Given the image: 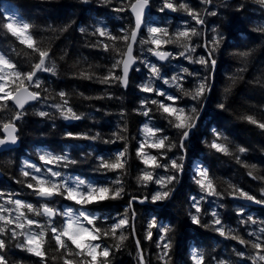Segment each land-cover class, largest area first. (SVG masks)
I'll return each mask as SVG.
<instances>
[{"label":"snow or ice","instance_id":"snow-or-ice-1","mask_svg":"<svg viewBox=\"0 0 264 264\" xmlns=\"http://www.w3.org/2000/svg\"><path fill=\"white\" fill-rule=\"evenodd\" d=\"M87 3L88 0H83ZM111 4L112 0H103ZM214 0H200V4L207 6ZM251 3L264 9V0H251ZM153 6V0H120V6L113 8L117 13H131L132 24L128 28H121L118 35L108 31L106 27H96L90 33L93 36L106 38L96 40L88 47L101 49L110 54L111 64L103 72H98L100 66L89 65L87 69H78L71 73L72 78L92 81L108 87L128 88L130 86V72L140 71L135 65L139 62L148 72V79L136 85L141 93L146 94L140 99L139 106L133 111L146 117L149 122L143 123L138 130L140 138L137 139L138 147L135 149V158L144 165L138 169L134 177L135 183L141 188H149L155 184V190L149 189L148 195L143 197L129 195L125 187L130 170V152L128 147L127 126L119 127L118 131L111 133V139L104 143L124 142L123 150L113 153L110 157H100L93 171L101 175L113 173L114 178L104 184H94L83 178H65L57 170L60 167H69L79 161L71 158L67 153L60 154L52 151H42L38 154L41 166L35 163L24 162L18 180L24 188L30 190L32 196L41 203L34 204L24 199L15 198V194L0 192V264H24L22 259L11 260L10 250L16 249L37 258L36 264H112L113 256L125 247V242L130 238L135 242L137 264H150L147 259L142 241L137 239L138 232L135 226V204H152L169 201L176 191L174 185L178 176L185 170V156L188 141L193 136V130L199 127L198 117L203 107V101L211 90L212 85L208 77H202L197 70L180 66L178 72L167 76L164 65L152 63L146 58L136 54L135 46H141V51H146L159 62L169 60H186L189 65H200L205 69L215 68L217 60L215 55L221 49L223 37L216 28L211 31V39H203V26L205 17L216 16V11L206 7L197 9L185 0H161L159 12H183L194 25L185 20L182 27L170 31L167 27L147 26V35H144L145 17ZM244 7L243 4L239 6ZM239 10V8L237 9ZM199 26V27H197ZM33 25L16 17L7 21H0V34L11 36L14 42L23 46L19 50L13 48L11 53L0 51V147L15 145L19 141L20 122L28 115V108L38 103L54 102L49 105L53 112L36 110L33 114L43 118H59L64 121H79L82 114L74 110L70 102V93L65 90L53 91L45 87L41 74L57 76V64L51 44L45 46L44 42L36 39L32 29ZM68 26L59 29L66 32ZM264 34V27L255 29ZM56 31V30H54ZM79 31L88 34L85 27ZM175 46L173 51L165 50V46ZM198 49H203L205 54L196 55ZM241 58L250 56V52L236 53ZM23 56L27 68L21 61L14 59ZM67 52L59 57L64 60ZM118 57V58H117ZM77 67L75 64L72 66ZM246 69H238L243 72ZM191 78V81H189ZM242 78V77H241ZM232 85L237 77H230ZM191 83V86H186ZM167 86L174 91H165L160 85ZM231 86L225 87V101ZM82 99H112L110 95L89 97L79 94ZM159 99L151 98V96ZM118 99L120 97H117ZM186 101L195 102L187 106ZM183 105V106H182ZM216 107L222 111L227 110L226 103L221 101ZM6 114V115H5ZM121 117L125 116L122 110ZM162 120L165 123L151 124L152 120ZM240 119L254 125L264 132V120L252 115L242 116ZM54 126V125H53ZM167 129H174L175 137L167 134ZM65 139L71 140H101V134L78 133L66 131ZM207 147L226 156H232L238 164L247 170V175L258 181L260 187L259 198L257 195L245 190L243 187L228 184L225 192H221L213 178L210 169L197 166L193 173V182L199 190V197H190L189 218L193 225L211 229L220 237L233 240L241 246L234 250L236 260L218 259L209 260L204 253L193 251L190 256L192 264H264V226L257 231H250L245 238L235 229L226 227L220 213L213 210L211 220L205 223L202 217L207 211L202 207L208 197L223 199L225 195L236 200L251 202L264 206V174H261L256 164H247L242 161V156L249 149L236 145L233 151L227 137L214 129L212 139L205 141ZM155 150V153L148 151ZM264 151V149H262ZM163 170L161 173L159 170ZM126 201L123 212L116 218H111L108 223H103L102 218L94 214L97 206H104L108 201ZM57 201L71 202L73 206L57 207ZM93 209V210H89ZM244 214L243 205L239 206L238 216ZM241 225L264 224L252 216L239 221ZM154 230H156L154 232ZM172 228L160 223L153 216L147 221L144 240L154 241L160 249L157 259L160 264H172V243L169 233ZM158 236V239L156 238ZM112 241L108 243L107 241Z\"/></svg>","mask_w":264,"mask_h":264},{"label":"trees","instance_id":"trees-1","mask_svg":"<svg viewBox=\"0 0 264 264\" xmlns=\"http://www.w3.org/2000/svg\"><path fill=\"white\" fill-rule=\"evenodd\" d=\"M197 1V2H196ZM197 9L207 8L218 11L216 16H209L204 26L210 25L211 30L216 28L223 37L220 51L215 55L216 67L206 69L201 73L202 77H208L212 85L207 97L203 101V107L198 117L197 129L193 130V136L188 141L185 156V170L179 174L174 187V196L169 201L152 204L149 201L144 204H135V226L138 232L137 239L142 241L144 253L150 264H160L157 254L160 249L154 241L144 240L148 219L155 216L161 224L172 228L169 239L172 243V264H192L191 251L204 253L211 260L218 259L236 260L235 249H240L236 242L229 240L230 245L219 239V235L211 229L193 225L189 218L190 197H199L200 193L193 182V166L207 167L215 179L219 190L225 192L228 184H235L257 195L259 198L258 181L247 175V170L238 164L232 156H226L211 151L205 141L212 139L213 130L222 132L230 142L233 151L235 146L240 145L249 149L241 158L244 163L256 164L261 174H264V132L254 125L240 119L242 116L252 115L257 119L264 120V34L256 31L264 27V15L254 8L251 0H214L208 6L200 5V0H186ZM6 11L14 13L15 17L31 23L36 39L44 42L45 46L51 44L54 59L57 64L58 75H41L45 87L53 91L65 90L69 92L70 102L83 119L79 121H64L62 119H43L33 113L34 107L28 108V115L20 122L18 147L0 154V191H9L22 194V199L32 203L37 201L32 197L30 190L24 188L18 180L22 163H39L38 154L42 151H52L60 154L67 153L71 158L79 161L75 165L59 168V171L70 177H80L94 184H104L114 178L113 173L101 175L93 171L100 157H110L113 153L123 150L124 142L104 143L111 139V133L118 131L119 127L127 126L128 147L130 152V170L125 187L128 194L143 197L148 195L149 188H141L135 183L134 177L138 169L144 165L135 158V149L138 147L137 139L140 138L138 130L143 123L148 121L146 117L137 115L133 109L139 106L138 96L139 80L135 73L131 72L130 86L128 88L108 87L92 81L72 78L71 73L78 69H87L89 65L100 66L97 71L103 72L111 64L110 54L101 49L88 47L98 39L106 38L90 35L98 23L103 20L108 31L115 35L121 34V28H128L132 24L130 16L126 13H117L113 8L120 6V0L111 4H105L103 0H0V21H6ZM243 4L244 7L239 6ZM239 8V10H237ZM151 9L149 10V12ZM151 13V12H150ZM149 13V14H150ZM179 13V12H178ZM151 15V14H150ZM166 15H161L163 17ZM175 17V16H170ZM68 26L66 32L58 30ZM85 27L88 34H82L79 29ZM56 30V31H54ZM213 35V33H211ZM21 47L14 38L0 34V51L11 53L13 48ZM248 51L250 56L241 58L236 53ZM67 52L64 60L59 57ZM27 68L25 58L15 57ZM118 58V57H117ZM76 65L74 69L72 66ZM246 69L238 72V69ZM236 76L237 80L232 85L230 77ZM242 77V78H241ZM231 86L225 101L224 89ZM169 91H174L173 89ZM80 93L85 96L97 97L110 95L108 99H82ZM117 97H120L119 99ZM224 101L227 110L222 111L216 107ZM53 103V100L47 101ZM187 106L195 102L186 101ZM183 106V105H182ZM125 112L121 117L120 112ZM49 112H53L51 110ZM6 115V114H5ZM149 122V121H148ZM151 124H164L162 120H152ZM54 125V126H53ZM73 131L95 135L100 133L101 140H71L65 139L63 133ZM167 134L176 136L174 129H167ZM155 153L154 151H152ZM30 193V194H28ZM211 202L204 201L202 207L208 214L202 217L205 223L211 220L210 213L215 210L220 213L226 227L239 232L246 239L250 224L241 225L239 221L252 216L257 221H264V210L260 208L245 207L244 214L237 215L239 205L231 202V197L225 195L223 199L208 197ZM127 197L122 201L104 202V206H97L94 214L101 217L103 223H108L111 218H116L118 213L126 207ZM57 207L73 206L71 202L57 201ZM90 211L93 209H89ZM260 227L264 224H259ZM257 231V226H255ZM156 230H154L155 232ZM158 239V236L156 237ZM112 243V241H107ZM10 259L15 261L22 259L24 264H36L35 257L16 249L10 250ZM112 264H137L135 242L129 239L125 247L117 252L112 258ZM244 264V262H239ZM250 264V262H249Z\"/></svg>","mask_w":264,"mask_h":264},{"label":"rangeland","instance_id":"rangeland-1","mask_svg":"<svg viewBox=\"0 0 264 264\" xmlns=\"http://www.w3.org/2000/svg\"><path fill=\"white\" fill-rule=\"evenodd\" d=\"M113 1H115V0H112V2ZM185 2H186V0H185ZM160 3H161V0H153V6L151 7V11H150L151 13L148 11V13L146 14V17H145V27H144V35L145 36L147 35V26L167 27V28H169L170 31H175L176 28L183 26V23H184L185 20L189 21V23H191V24L194 25V21H191L190 17H188L183 12H179V13L178 12H175L174 13V12H170V11H165L163 13L162 12H159L158 11V7L160 6ZM187 3H189L190 5L192 4V2H187ZM199 4H200V2H199ZM4 8H5V14H6V21L10 17H15L14 16V13H10V11H6L8 9V6H5V4H4ZM208 10H210V9H208ZM161 15H166V16L159 17ZM170 16H175V17H172L171 18ZM209 16L210 15L206 16L205 18H207ZM96 27H106L105 22L103 20L98 21ZM197 27H199V26H197ZM202 31L204 33L203 39H209V36L210 37L212 36V34H211L212 31H211V26L210 25L203 26ZM135 48H136V54L137 55H140L142 58L148 59L152 63H157L156 61L153 60V58L151 57L150 54H148L146 51H141L140 50L141 49V46L140 45L137 44L135 46ZM174 48H175V46H173V45H167V46H165V50H168V51H173ZM201 50L202 49H198L196 55H201L202 54L201 53ZM157 64H161V63H157ZM162 64L164 65V69L163 70L167 74V76H171L174 72H178L180 66L188 67L190 70H197V71L200 72L201 76L203 74L201 72L206 71V69L203 68L200 65H189L186 60H179V61H177V60H169V61L162 62ZM135 67L137 69H140V71H133L135 73V77L139 80L138 84H140L144 80H147L148 79V72L143 67V65L140 64L139 62L135 65ZM45 75H50V74H45ZM189 81H191V78H189ZM160 86L165 91L171 90V89H168L167 86H164L162 84ZM186 86L190 87L191 86V83H186ZM145 95L146 94L141 93L139 91V89H138V96L140 97V99H142ZM151 98L159 99V97H156L154 95L151 96ZM50 104L51 103H48V102H46V103H43L42 102V103L35 104L34 110H44V111L54 110V109H52V108L49 107ZM146 122H148V121L146 120ZM148 151H150V152L154 151L155 152V150H152V149H149ZM38 162L39 163H36L37 166H41L39 159H38ZM22 164H24V163H22ZM60 168H63V167H60ZM195 169H196V167L193 166V168H192L193 173H194ZM57 170H59V168ZM159 171L161 173H163V170L162 169L159 170ZM63 175L65 176V178H75V177L67 176L66 173H63ZM152 186H153V190H155L157 188V186L155 184H152ZM0 192L15 194V198L22 199V197H21L22 194L21 193L9 192V191H6V192L5 191H0ZM28 194H30V193H28ZM32 197H34V196H32ZM24 200H26V199H24ZM205 201L208 202V203L211 202L210 199H207V198L205 199ZM2 202H3V200H0V203H2ZM28 202H30V201H28ZM38 203H41V202H38L37 201V203H34V204H38ZM255 226H257V229H258V227H260L259 224L258 225H251L250 224L249 225V228L247 230V233L250 232V231H256L255 230Z\"/></svg>","mask_w":264,"mask_h":264},{"label":"water","instance_id":"water-1","mask_svg":"<svg viewBox=\"0 0 264 264\" xmlns=\"http://www.w3.org/2000/svg\"><path fill=\"white\" fill-rule=\"evenodd\" d=\"M253 6H254L255 9L259 10V11L264 15V9H260L257 5H253ZM147 13H148V11H147ZM147 13H146V14H147ZM127 14L130 16V18H131V20H132L131 13L127 12ZM151 57H152L153 60L156 61L157 63H162V62L157 61L155 57H153V56H151ZM130 74H131V72H130ZM17 147H18V142H17L15 145L2 146V147H0V154L4 153V152H6V151H10V150H12V149H14V148H17ZM0 177H1V174H0ZM34 199H35V200H38V198H36V197H34ZM230 200H231V202L236 203V204H238L239 206H240V205H243V206H245V207L260 208V209H263V210H264V206L256 205V204H253V203H251V202H244V201H241V200H236V199H233L232 197H231ZM38 201H39V200H38ZM41 202H42V201H41ZM137 204H139V203L137 202ZM139 205H141V204H139Z\"/></svg>","mask_w":264,"mask_h":264},{"label":"flooded vegetation","instance_id":"flooded-vegetation-1","mask_svg":"<svg viewBox=\"0 0 264 264\" xmlns=\"http://www.w3.org/2000/svg\"><path fill=\"white\" fill-rule=\"evenodd\" d=\"M207 6H208V5H207ZM210 10H211V11H214V9H210ZM216 12H218V11L216 10ZM209 39H211L210 36H209ZM201 53H202V54H205L203 49L201 50ZM211 69L213 70V68H211ZM218 237H219V239L224 240V241L227 243L228 246L230 245L229 240L224 239L223 237H220V236H218ZM236 245H237L239 248L241 247V246H240L239 244H237V243H236Z\"/></svg>","mask_w":264,"mask_h":264}]
</instances>
